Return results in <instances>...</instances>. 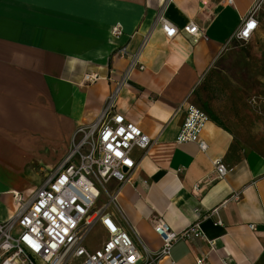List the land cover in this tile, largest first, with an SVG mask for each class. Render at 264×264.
Wrapping results in <instances>:
<instances>
[{
  "label": "crops",
  "instance_id": "0c3cea01",
  "mask_svg": "<svg viewBox=\"0 0 264 264\" xmlns=\"http://www.w3.org/2000/svg\"><path fill=\"white\" fill-rule=\"evenodd\" d=\"M233 1L173 0L166 18L179 31L194 23L202 36L194 41L179 34L167 41L156 27L166 0H0V222L14 216L15 194L31 199L48 177L35 168L45 158L42 151L57 149V142L97 120L114 80L123 78L131 54L149 36L141 59L145 69L131 74L114 111L153 145L147 153L133 151L132 182L108 212L145 257L162 247L153 230L156 220L181 233L202 222L205 239L174 245L158 264H198L200 259L203 264H264V158L246 152L230 129L212 119L201 135L206 152L196 144L176 143L186 119L184 104H194L199 82L231 44L254 2ZM115 26L124 32L119 38L112 35ZM123 46L124 59L117 54ZM90 74L99 80L86 85L83 79ZM31 86L37 87L32 95ZM32 115L44 119L26 125ZM15 116L23 122L19 131L9 120ZM16 131L22 135L11 134ZM14 159L16 171L10 166ZM217 160L229 169L223 180H214ZM21 171L37 175L38 183L29 184ZM116 188L113 181L109 194ZM97 226L104 243L107 234Z\"/></svg>",
  "mask_w": 264,
  "mask_h": 264
},
{
  "label": "built area",
  "instance_id": "2783aa9c",
  "mask_svg": "<svg viewBox=\"0 0 264 264\" xmlns=\"http://www.w3.org/2000/svg\"><path fill=\"white\" fill-rule=\"evenodd\" d=\"M172 1L166 0L156 17V27L160 28L167 41L179 34L197 41L202 36L197 25L190 22L179 31L166 18L165 10ZM226 3L233 5L234 1L226 0ZM261 24H264V0H254L231 41H251ZM123 34L120 26L112 30L116 38ZM149 39L148 36L139 50L131 54L123 78L114 80L115 87L97 120L77 129L72 137L71 152L32 198L15 194L17 208L14 216L0 222V264H158L164 257H170L174 245L206 238L201 221L194 222L181 233L173 231L163 219H158L153 230L162 247L145 257L134 239L117 225L108 212L110 207L117 206V195L122 187L132 182L137 169L133 151L138 149L147 153L153 145V140L136 124L114 111L131 74L145 69L141 59ZM117 54L124 59L128 54L127 48L123 46ZM98 80L97 74H90L84 77L83 82L94 84ZM184 107L186 119L176 143L196 144L206 152L208 145L201 135L211 118L194 104L186 103ZM228 174L229 169L221 160L214 162V180H223ZM113 181L117 182V190L109 194L108 188ZM102 192L107 202L98 206ZM97 225L106 232L107 240L100 249L90 251L84 243ZM78 260L82 261L77 263ZM203 262L204 259L198 260V264Z\"/></svg>",
  "mask_w": 264,
  "mask_h": 264
},
{
  "label": "rangeland",
  "instance_id": "374dc122",
  "mask_svg": "<svg viewBox=\"0 0 264 264\" xmlns=\"http://www.w3.org/2000/svg\"><path fill=\"white\" fill-rule=\"evenodd\" d=\"M36 89V86H31V95ZM194 96V104L219 118L246 152L264 158V24L251 41L231 42L218 62L201 79ZM14 113H18V110H14ZM40 119L44 118L32 115L26 117L25 124L39 123ZM9 120H14L18 131L21 129L23 122L20 118L15 116ZM18 131L11 134L21 136L22 132ZM71 138L57 142V149L48 147L42 151L46 153L45 158H40L35 167L42 178L54 172L55 164L63 161L71 152ZM18 163L14 159L10 166L16 171ZM21 172H24L29 184L38 183L37 175ZM106 202V195L102 192L98 206ZM103 237V232L96 226L88 234L84 246L90 251L100 249L104 244Z\"/></svg>",
  "mask_w": 264,
  "mask_h": 264
},
{
  "label": "trees",
  "instance_id": "16d2710c",
  "mask_svg": "<svg viewBox=\"0 0 264 264\" xmlns=\"http://www.w3.org/2000/svg\"><path fill=\"white\" fill-rule=\"evenodd\" d=\"M210 118L216 122L218 125L220 126H224V124L221 122V120L219 118H217L213 113H208Z\"/></svg>",
  "mask_w": 264,
  "mask_h": 264
},
{
  "label": "snow or ice",
  "instance_id": "6c2138e0",
  "mask_svg": "<svg viewBox=\"0 0 264 264\" xmlns=\"http://www.w3.org/2000/svg\"><path fill=\"white\" fill-rule=\"evenodd\" d=\"M250 27H251V25H250Z\"/></svg>",
  "mask_w": 264,
  "mask_h": 264
}]
</instances>
